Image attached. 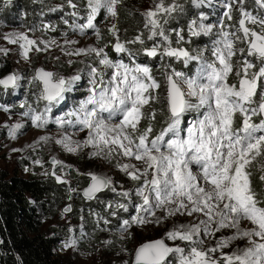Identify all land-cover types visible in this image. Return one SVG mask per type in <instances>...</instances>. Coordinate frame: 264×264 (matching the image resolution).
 <instances>
[{
    "label": "snow or ice",
    "instance_id": "obj_1",
    "mask_svg": "<svg viewBox=\"0 0 264 264\" xmlns=\"http://www.w3.org/2000/svg\"><path fill=\"white\" fill-rule=\"evenodd\" d=\"M192 2L198 5L200 0ZM121 3L122 0H85L81 6L75 0H66L67 7L72 9L67 15L73 19L70 24L67 19L63 22L81 36L91 30L96 44L100 45L71 50L60 45L66 56L94 60L85 65L88 95L77 106L50 119L53 107L77 87L82 76L78 73L65 77L43 67L36 68L28 82L38 86L36 103L43 101L44 106L38 109L23 101L20 108L28 110L20 113L21 117L28 118L38 129L49 123L64 129L55 143L68 153L91 148L90 157L109 161L121 157L130 161H118L116 167L136 182L132 192L139 202H133L132 192L123 191L118 195L128 203L109 201L107 204L109 209L125 212L135 208L134 215L120 221V231L126 232L133 224H160L172 217L196 214L203 217L195 223L175 225L166 232L168 240L182 241L183 247L169 246L162 239L143 243L135 251L133 264H169L168 258L173 255L176 264H264V193H258L252 182L254 164L261 173L259 179L264 181V13L248 11L247 0H225L216 24H205L207 17L203 14L188 21L186 39L185 29L166 28L175 14L184 11L183 7L177 0H154L153 8L142 14L143 29L137 35L121 39L118 24L113 23L107 29L113 40L105 43L104 33L96 22L101 14L105 19L116 20ZM255 3L264 9V0ZM237 13L238 21L226 23L234 21ZM41 29L56 31L51 24L30 31ZM214 30L212 59L206 57V49L183 46L191 45V38L209 36ZM4 39L17 44L21 57L28 61L31 52L47 51L50 45L57 44L55 39L37 41L25 33L7 34ZM78 43L64 40V45ZM130 45L140 47L134 50ZM109 47L121 58L113 59L106 51ZM0 53L7 55L8 49H0ZM140 53L164 62L163 84L149 64L137 62ZM123 56L128 57L127 63ZM171 60L182 62L186 68L196 62L197 68L189 75L173 68ZM68 63L71 65L73 61L70 59ZM22 79L16 72L0 76V89L5 94L9 90L14 92ZM165 86L166 95H162L160 90ZM164 103L168 113L166 126L156 132L159 113L153 105ZM0 111L8 113L11 106L0 104ZM191 112L198 115L182 128L186 114ZM142 121H147L146 126H141ZM23 127L21 122L9 126V137L15 139ZM68 127L86 132L85 138L73 140L66 132ZM50 139L39 138L45 143ZM34 163L41 165L40 160ZM51 164L63 173V161L53 157ZM51 175L57 183H68L56 171ZM84 175L89 178L88 187L83 189L85 199H97L105 190L116 192L110 176ZM68 191L75 193L78 189L70 187ZM71 211L72 206L67 205L62 214ZM158 212L164 215L158 216ZM110 214L118 215L116 211ZM245 222L250 226L242 227ZM104 223L110 221L105 219ZM225 230L231 234L217 236ZM205 237L215 238V243L205 247ZM235 241H247V244L225 251ZM76 243L69 237L63 247H75Z\"/></svg>",
    "mask_w": 264,
    "mask_h": 264
},
{
    "label": "rangeland",
    "instance_id": "obj_2",
    "mask_svg": "<svg viewBox=\"0 0 264 264\" xmlns=\"http://www.w3.org/2000/svg\"><path fill=\"white\" fill-rule=\"evenodd\" d=\"M62 5L65 6L66 0H60ZM170 2V0H169ZM191 3L192 0L190 1ZM225 0H200L197 5L196 18H199L201 14L207 17L203 22L205 24H216L219 17L222 14L223 4ZM248 3H255V0H247ZM57 4V3H56ZM141 8V12L145 13L149 9L153 8L151 4H144ZM257 9L260 13H264V9H260L256 4ZM195 18V19H196ZM239 14L237 13L234 17V21H227L226 23H234L238 21ZM112 23L106 20L101 25V27H109ZM143 28V25H142ZM141 28V29H142ZM33 29L24 23L16 22L9 23L0 18V49H8L7 55L0 53V67L3 64H8L10 70L1 76H6L8 73H19L23 79L20 81V87L15 89L13 92L9 90L7 94L2 92V97L0 98V104H6L11 106V111L5 113L0 111V170H4L9 175H18L22 177H28L29 175H34L36 177H52L51 180L56 181L55 177L51 175L53 171H56L58 175H64L68 180L67 189L77 188L78 191L75 193H69L67 198L58 205L57 213L54 217L48 221L50 227L56 230H51L49 234L60 235V239L55 246L56 252L61 257H69L81 264H131L133 252L135 248L143 243L144 241H149L156 238H163L166 232L171 230L175 225L178 224H188L195 223L198 218L203 217L199 214L193 217H180L179 219L172 217L164 220L160 224L150 223L145 225L133 224L126 232L119 230V224L122 219H129L131 215L135 214V208H130L128 212L121 209H109L107 207L108 202L103 201L101 198L92 199L95 204L103 205L105 211L118 210V215L125 213V218L112 216L110 214L109 224H105L104 220L108 217L99 215L96 210L90 211V207L85 205L83 201L80 200L79 194L81 196V190L83 188L82 180L86 182L89 178L84 175L86 173H96L100 175H107L114 181V186L116 192H111V200L119 203H128V201L119 196L118 193L123 191L132 192L136 186V182L130 180L123 172H121L116 164L129 163L127 158L115 157L111 161L105 160L99 157H90L89 152L92 151L91 148H85L82 152L77 154H71L64 150L61 145L55 143L56 139H59L64 134V129H60L55 123H49L45 128H35L32 126L31 121L28 118L21 117L20 113L27 111L28 108H20V103L27 101V104L32 105L34 108L43 109L44 102L41 101L39 104L36 103L35 95L38 91V86L29 84V79L34 74V70L38 67H43L48 71L57 73L65 77L73 76L76 74H81L82 79L78 82L77 87L69 93L65 94V99L52 109V113L49 114L50 119L56 116H60L63 113L69 111L73 107L77 106L79 101L88 95V76L85 70V65L89 63H94L91 57L85 56H66L60 45L64 48L71 50L75 47H85L87 45H95L96 38L92 35L91 30L85 36H81L77 33L71 32L64 22L59 25V33L57 36L50 37L45 31H30ZM12 33H25L29 38L48 41L50 39H55L57 41L56 45H50L47 51L43 52H31V60H25L20 55V49L17 44H10L4 39L5 35ZM67 34L65 37L64 34ZM121 39L122 33L119 32ZM207 38V42L199 45L191 46V48L206 49L205 55L208 59H212L211 56V45L212 41L216 39L215 30L213 34L209 36H202ZM65 38L69 40H77L79 43L76 45H64ZM113 40V37H110ZM106 43V42H105ZM43 48V45H39ZM244 47L245 45H240ZM190 47V46H187ZM121 58V57H120ZM240 58V57H237ZM72 60L73 63L69 65L68 61ZM124 61L128 62V57L123 58ZM154 62L155 59H152ZM84 61L85 63H81ZM110 71V70H109ZM165 68L159 74V80L163 84V72ZM187 73V72H186ZM189 75L192 72L188 73ZM234 77H230V80ZM162 95H166V86L161 90ZM158 110V118L163 119L166 116L167 105L164 104H154ZM198 114L191 112L186 114L184 121H191L196 118ZM167 120V117L164 121ZM21 122L24 127L21 129L20 133L15 139H11L8 133V127ZM116 122V121H114ZM144 121H142L141 126ZM143 127V126H142ZM67 134L72 136L73 140L82 141L85 138L86 132H79L71 127L66 129ZM158 132V131H157ZM41 136H48L51 139L45 143L40 141ZM13 149H20V151H12ZM55 157L58 160L63 161L65 168L63 173H61L59 167L54 168L51 164V159ZM40 160L41 165H37L34 161ZM135 163V161H131ZM195 167V166H194ZM253 168L258 171L257 166L254 164ZM259 174L260 171H258ZM57 182V181H56ZM264 185V181H261ZM71 196V199H69ZM81 198H83L81 196ZM85 201L88 199L83 198ZM133 202H139L138 198L132 192ZM94 204V205H95ZM71 205L72 211L66 214L63 213L65 206ZM158 216H163V212H158ZM112 220L116 222H111ZM250 225L245 222L242 227H249ZM71 229V231H69ZM158 233H162L158 236ZM230 230H225L219 235H230ZM69 237L77 241L75 247L64 248L63 242ZM166 238V237H165ZM170 246L180 245L184 246L182 241H172L167 238L164 239ZM205 247L212 246L215 243V238H204ZM105 241H110L106 244ZM247 241H235L233 242L231 248L225 249V251H231L237 247H245ZM176 264V256H170L169 264Z\"/></svg>",
    "mask_w": 264,
    "mask_h": 264
},
{
    "label": "trees",
    "instance_id": "obj_3",
    "mask_svg": "<svg viewBox=\"0 0 264 264\" xmlns=\"http://www.w3.org/2000/svg\"><path fill=\"white\" fill-rule=\"evenodd\" d=\"M60 0H0V18L9 23H24L31 28H38L42 24H51L56 27V31H47L48 36L54 37L59 33V25L63 20L67 19L69 24L72 22V17L67 13L72 9L67 5L62 6ZM191 0H177L183 7L182 13L175 14L174 18L166 25L168 29H185V38L187 35V24L191 19L196 18L197 5L190 2ZM79 5L83 6L85 0H75ZM57 3V4H56ZM154 5V0H122L119 6V16L116 20L111 18L105 19L101 14L97 20V26L108 20L110 23H117L119 32L122 33L123 39H131L142 30L144 23L143 13L141 8L144 4ZM248 11L254 14L259 12L256 4L246 3ZM260 13V12H259ZM84 15V8L81 7V17ZM81 20H77L80 23ZM67 25V24H66ZM69 28V26L67 25ZM142 28V29H141ZM104 33V42L110 41L107 32V27H101ZM37 31H42L37 30ZM72 32V31H71ZM172 39L175 40L174 33ZM191 45H199L201 42H207L205 37L191 38ZM151 42H149L150 44ZM175 46V45H174ZM134 50L138 49L139 45H130ZM113 59H120L109 47L106 49ZM127 56H123L125 58ZM136 60L138 63H146L152 67L153 74L159 80V74L164 68L163 61L158 57L154 62L152 59L140 53ZM167 61V58H166ZM173 68L177 71L194 72L197 68V63L192 62L187 68L182 62L176 60L170 61ZM10 70L8 64H3L0 67V76ZM170 71L171 69H167ZM3 90L0 89V98L2 97ZM157 117L155 122V131L165 127L164 119ZM147 121H144L143 127L146 126ZM252 182L253 187L258 193H264V185L259 179L260 175L256 169L252 168ZM52 177L40 178L34 175L22 177L18 175H9L4 170H0V264H81L78 261L69 257H61L55 250L60 235L49 234L51 230H56L50 227L48 221L57 213L58 205L67 198L68 187L66 183H57L51 180ZM82 185L86 184L82 180ZM98 197L105 202L111 200V194L105 190L98 194ZM85 205L90 207V211L96 210L99 215L108 217L111 220L110 212L105 211L103 205L95 204L93 200L85 201ZM95 204V205H94ZM118 213V210L116 211ZM118 217L125 218V213L118 215ZM116 222L114 220L111 221ZM162 233H158L160 236ZM165 236H163L164 239ZM170 260V257L169 259ZM171 264H175L174 262Z\"/></svg>",
    "mask_w": 264,
    "mask_h": 264
},
{
    "label": "water",
    "instance_id": "obj_4",
    "mask_svg": "<svg viewBox=\"0 0 264 264\" xmlns=\"http://www.w3.org/2000/svg\"><path fill=\"white\" fill-rule=\"evenodd\" d=\"M38 68H40V67H38ZM8 74H10V73H8ZM7 74V75H8ZM88 184H89V181L83 186V188H82V190H81V196L83 197V189H85L86 187H88ZM84 198V197H83ZM66 207V206H65ZM64 207V208H65ZM162 238H156V239H152V240H149V241H154V240H161ZM162 240H164V239H162ZM149 241H144L143 243H146V242H149ZM165 241V240H164ZM143 243H141V244H143ZM165 243L167 244V245H169L166 241H165ZM141 244H139L136 248H135V250H134V252H133V257H132V262H131V264H133V260H134V256H135V251H136V249L141 245ZM170 246V245H169ZM169 259V258H168Z\"/></svg>",
    "mask_w": 264,
    "mask_h": 264
}]
</instances>
